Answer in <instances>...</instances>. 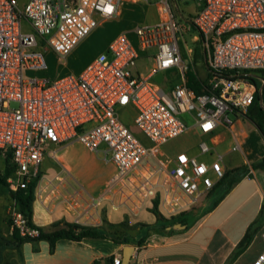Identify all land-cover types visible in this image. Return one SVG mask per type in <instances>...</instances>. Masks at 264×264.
Returning <instances> with one entry per match:
<instances>
[{
  "label": "built area",
  "instance_id": "1",
  "mask_svg": "<svg viewBox=\"0 0 264 264\" xmlns=\"http://www.w3.org/2000/svg\"><path fill=\"white\" fill-rule=\"evenodd\" d=\"M20 1L0 0V158L13 167L7 189L17 192L36 182L34 202L49 213L68 208L75 215L71 223L87 227L104 225L109 212L139 217L156 210L173 218L198 205L224 178L223 164L185 151L169 155L164 148L190 128L213 135L219 126L231 127L233 115L247 111L258 91L253 78L264 70V0ZM139 2L156 7L158 20L135 28L137 47L121 33L79 74L26 76L47 69L50 51L65 64L100 19L119 14L124 3ZM189 5L192 14H186ZM187 18L203 38L207 75L200 94L187 86L193 52L186 47L185 57L180 46ZM148 51L154 64L140 75L137 64L150 58ZM169 71L179 79L164 89L153 79ZM127 106L142 138L121 118ZM184 114L191 117L190 126ZM72 143L114 166L96 196L63 166L52 176L42 173L46 157L60 163V148ZM199 151L213 155L215 148L203 141ZM9 219L20 236H39L40 227L31 225L16 203ZM121 263L114 257V264ZM252 264H264V249Z\"/></svg>",
  "mask_w": 264,
  "mask_h": 264
},
{
  "label": "crops",
  "instance_id": "2",
  "mask_svg": "<svg viewBox=\"0 0 264 264\" xmlns=\"http://www.w3.org/2000/svg\"><path fill=\"white\" fill-rule=\"evenodd\" d=\"M131 4H122L119 14L129 10ZM139 4L141 6L138 14H141L143 19L150 20L148 23L158 20L156 7L151 5L152 8L145 3ZM130 13L135 14L132 10L129 11ZM141 59L148 58L141 57L139 60ZM136 71L142 75L138 68ZM157 76L160 78L157 79ZM157 76L153 79L154 82L164 89H169L179 79L176 71ZM202 79L206 82V77ZM233 118L234 124L231 127L219 126L213 135H202L198 130L191 128L194 130V142L184 150L185 152L206 162L210 160L209 163L220 159L226 172L244 165L248 169L216 206L209 207L210 200H208L202 208L200 204L205 196L202 197L200 203L190 210L202 208L203 212L189 227L176 229L173 226L162 230L163 223H157V218L151 211L141 213L148 219L152 214L148 222L124 212L120 220L114 223L122 222L126 216L129 225L132 226L130 233L137 238L144 236L141 246L117 244L108 239L82 241L60 239L56 242L52 253L47 241L39 243L37 252L34 251L32 243L26 242L18 249L0 247V264H106V260L112 256L122 259L123 249L126 246L135 247L129 264H225L248 226L258 217L264 203V171L252 167V164L264 157V136L244 115L235 114ZM189 131L190 129L187 132ZM207 139L211 141L210 146L215 148L213 155H203L199 151V144ZM73 144L76 143L66 144L60 148L58 152L60 163L46 157L42 164V173L52 176L63 166L72 173L88 194L96 196L113 175L114 166L104 183L95 189L87 187L66 162V150ZM234 146L239 148L234 150ZM53 165H56V169L49 172ZM222 189L218 191L217 196L214 195L216 198L224 194L225 189ZM113 213L109 212L107 216L110 223ZM74 217V212L68 208L59 207L55 213H49L38 201L33 203V223L38 227L48 229L54 223H71ZM147 226L154 227V230ZM263 228L264 225L249 248L233 264H240L246 258L247 261L243 264L253 263L264 249V241L261 238ZM12 233L11 228L7 241L12 239Z\"/></svg>",
  "mask_w": 264,
  "mask_h": 264
},
{
  "label": "rangeland",
  "instance_id": "3",
  "mask_svg": "<svg viewBox=\"0 0 264 264\" xmlns=\"http://www.w3.org/2000/svg\"><path fill=\"white\" fill-rule=\"evenodd\" d=\"M26 0H21L20 5ZM152 0L151 3H153ZM140 3V2H139ZM139 3H130L129 10H126L123 14H116L110 18L100 19V24L91 32V34L85 38L67 57L66 63L62 64L57 54L53 51H50L45 54L47 69L45 71H27L26 76L29 77H46L50 79H55L58 76H63L69 73L79 74L90 63L94 58L100 55L102 52L106 51V48L111 43V41L121 33H126L128 37L132 40L133 44L137 47L138 39L134 30L137 26L148 23L150 20H145L141 17V14H138L140 4ZM147 4V3H145ZM148 5V4H147ZM152 7L151 5H148ZM153 8V7H152ZM132 10L135 14H129V11ZM187 13L192 14L195 11L193 5H189L187 8ZM189 14V15H190ZM190 17V16H189ZM184 34V40L180 42L183 56H187L186 47L192 50L193 62L190 71H196L200 77H206V64L202 59L196 58V52L200 54L203 53V42L202 37L196 32L195 28L191 24L189 18H187ZM196 37V38H195ZM199 49V50H197ZM150 55L148 59H141L138 62L137 68L139 69L142 75H147L150 69L153 67L152 51L146 53ZM160 78L159 76L156 77ZM121 118L123 121L130 126L132 131L136 134L138 138H142V134L137 129L134 124L135 112L131 106H127L120 111ZM182 118L187 121L188 125L192 124V119L189 115L184 114ZM193 131L190 128V131L179 137L178 139L170 142L164 150L169 155H175L178 152L187 150L189 146L194 142ZM206 142L211 145V141L208 139ZM210 162V160H207ZM66 162L70 164L76 175L79 179L89 188L95 189L99 185L105 182L109 177L113 165L101 154H97L84 145L80 143L73 144L66 150ZM6 162L4 159L0 158V171L3 175L6 169ZM56 165L50 169L49 172H53L56 168ZM223 188L222 190H224ZM216 196L204 197L201 201V207L210 200L209 207L213 205L216 200ZM15 200L12 195L8 192L5 184L0 183V241L3 242L5 239L9 238V232L11 231L9 212ZM144 213V212H143ZM124 211L114 212L112 214L111 223H114L123 216ZM142 215V214H141ZM139 216V218L147 221L151 219L152 214H150L149 219L147 216ZM127 221V217L123 221ZM108 218L106 222H108ZM110 222V221H109ZM148 222V221H147ZM132 227V226H131ZM13 231V229H12ZM11 236V235H10ZM247 258L242 260L240 264L246 263Z\"/></svg>",
  "mask_w": 264,
  "mask_h": 264
},
{
  "label": "trees",
  "instance_id": "4",
  "mask_svg": "<svg viewBox=\"0 0 264 264\" xmlns=\"http://www.w3.org/2000/svg\"><path fill=\"white\" fill-rule=\"evenodd\" d=\"M195 57L205 61L204 53L200 54L199 52H196ZM221 74L228 75V73H226L225 71L221 72ZM255 76L256 77L253 78V81L257 84L258 91L251 105L243 115L251 122H253L264 136V70L258 71ZM186 78L187 86L190 89L194 90L198 94L204 91L203 88L205 86V82L195 70L188 71L186 74ZM4 161L7 164L5 166L6 169L3 175L0 171V183L5 184L7 187L6 180L12 174L13 167L10 164L9 159H5ZM252 167L254 169L264 171V157L252 164ZM247 169L248 167L244 165L225 173L224 178L218 182V184L208 195L209 197H212L214 195L217 196L219 194L218 191L221 188H225L224 194L217 198L212 206H216L224 197L225 193H227L236 182L241 180ZM35 188L36 182L31 183L27 189H20L17 192H11L7 189L15 200L17 208L27 217L31 225H35L33 223V203L35 200ZM202 212V208L193 209L186 211L177 217L166 218L160 215L156 210L152 211V213L157 218V223H163L161 227L162 230H165L167 227H173L176 224L189 227L201 215ZM263 225L264 203L258 217L248 226L244 236L238 242L225 264H233L249 248L256 234L261 230ZM147 227H151V229L154 230V227L152 226ZM130 230L131 226L126 220L120 223L105 222V224L100 227H87L72 223L60 222L54 223L48 229L40 227V234L37 237H22L19 235L18 231L13 230L12 239L10 241H7L6 239L3 242L0 241V247L8 246L18 249L23 243L29 242L33 244V249L35 252H37L39 250V243L41 241H47L50 244V251L53 253L55 250V244L60 239H69L72 241H82L85 239H108L117 244L141 246L144 242V236H140L137 238L130 233ZM106 264H114V256L109 257L106 260Z\"/></svg>",
  "mask_w": 264,
  "mask_h": 264
},
{
  "label": "water",
  "instance_id": "5",
  "mask_svg": "<svg viewBox=\"0 0 264 264\" xmlns=\"http://www.w3.org/2000/svg\"><path fill=\"white\" fill-rule=\"evenodd\" d=\"M174 227L176 229H180V228H185V225L176 224V225H174ZM134 251H135V247L134 246H126L123 249L122 264H129L130 263Z\"/></svg>",
  "mask_w": 264,
  "mask_h": 264
}]
</instances>
